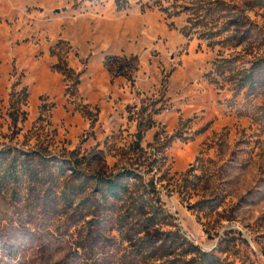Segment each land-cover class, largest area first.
I'll list each match as a JSON object with an SVG mask.
<instances>
[{
  "label": "rangeland",
  "instance_id": "1",
  "mask_svg": "<svg viewBox=\"0 0 264 264\" xmlns=\"http://www.w3.org/2000/svg\"><path fill=\"white\" fill-rule=\"evenodd\" d=\"M245 1L0 0V264H121L101 182L169 167L158 190L183 232L264 264V67L236 91L264 18Z\"/></svg>",
  "mask_w": 264,
  "mask_h": 264
},
{
  "label": "trees",
  "instance_id": "2",
  "mask_svg": "<svg viewBox=\"0 0 264 264\" xmlns=\"http://www.w3.org/2000/svg\"><path fill=\"white\" fill-rule=\"evenodd\" d=\"M117 3H121L120 0H117ZM244 4L246 10L249 11L263 10L264 18V0H246ZM256 26L259 27V25ZM257 41L260 48H264L263 26L257 31ZM254 51L255 49L253 52L251 51L256 59L252 63L253 69L243 71V77L241 76L236 91L256 85L254 70L264 67V52L260 55L257 52L259 47L256 52ZM230 70L231 73H234V69ZM20 167L15 156L12 163L4 170L8 173L7 176L14 188L12 198L21 195L19 193L20 173L18 170ZM199 171L202 173L199 174ZM171 172V168H167L157 178L158 181L155 177L151 179H147L145 176L136 177L134 178L136 183L133 186L128 182L129 175L125 176L124 174L106 177L101 182L106 186V197L113 199L119 205L116 215V231L125 244L121 264H234L221 243L211 251L205 250L183 232L177 214H170L165 209V203L158 186H164L167 177H170L169 181L171 182L176 179L178 175H172ZM206 176L207 173H204V169H199L198 161L197 165H193L181 177L180 181L184 183L185 189L191 183L193 190L198 191ZM96 177L95 175L94 178ZM171 182H169L170 186H175L178 183V181ZM37 185H39L38 182L29 181L25 187L26 192L32 194L37 189ZM0 192H6L1 185ZM63 201L66 205L71 199L65 197ZM201 204L202 201L197 203V205ZM231 233H227L226 236Z\"/></svg>",
  "mask_w": 264,
  "mask_h": 264
}]
</instances>
